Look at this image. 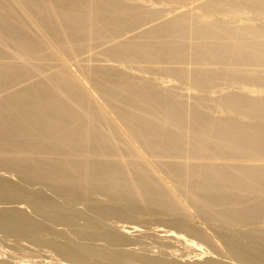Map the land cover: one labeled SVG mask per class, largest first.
<instances>
[{
	"label": "bare ground",
	"instance_id": "1",
	"mask_svg": "<svg viewBox=\"0 0 264 264\" xmlns=\"http://www.w3.org/2000/svg\"><path fill=\"white\" fill-rule=\"evenodd\" d=\"M1 170L0 264H264V0H0Z\"/></svg>",
	"mask_w": 264,
	"mask_h": 264
},
{
	"label": "rangeland",
	"instance_id": "2",
	"mask_svg": "<svg viewBox=\"0 0 264 264\" xmlns=\"http://www.w3.org/2000/svg\"><path fill=\"white\" fill-rule=\"evenodd\" d=\"M158 5H159V4H158ZM165 6H166V5H165ZM167 6H168V7H167ZM167 6H166L167 8L170 7L169 4H167ZM166 7H164V8H166ZM167 8H166V9H167ZM99 48H100V47H99ZM95 49H96V48H95ZM95 49H93V50L95 51ZM96 51H99L98 48H97ZM89 52L92 53V51H89ZM89 52H87V54H86V53H83L82 55H80V58L86 59V61L88 60V62L91 63V64H99V65H101V63L104 64L103 60H104V58L106 59V57H102L101 55H98V54H99V53H98V54H97L98 57L100 56V57H102L103 59H102V61H101V60H100L101 58L99 59V58L96 56V57H97L96 60L98 61V62H97L96 60H94V58H95L94 55H95L96 53L93 52L94 54L92 53V55H93L94 57H92V56H90L91 54H90ZM88 53H89V54H88ZM107 61H108V58L106 59V61H105L106 63H105V64H108L109 61L112 63V60H109L108 63H107ZM100 62H101V63H100ZM103 64H102V65H103ZM109 64H110V63H109ZM112 64H113V63H112ZM110 65H111V64H110ZM114 66H118V67L120 66V68L122 67L121 65H119V64L116 63V62H114ZM70 68H73L72 70H73L74 72L77 73V70H76V68L74 67V65L71 66ZM132 71H133V72L140 73V72H138V71H134L133 69H132ZM140 74H142V73H140ZM144 74L146 75L147 73L143 72L142 75H144ZM149 74H150L151 76H155L156 78H158L159 75H160V78L162 77V79H163V78L166 79V78H165L166 76L161 75V74H159V73H158L159 75H158L157 73H155V72H154L153 74H156V75H153V74H151V73H149ZM147 75H148V74H147ZM150 75H148V76H150ZM157 75H158V77H157ZM169 79H170V78H169ZM158 80H159V78H158ZM158 80H157V81H158ZM176 82H177V81H176ZM177 83H179V82H177ZM222 83H223V82H222ZM176 85H177V84H176ZM178 85H179V84H178ZM221 85L223 86V84H221ZM181 86L183 87V85H181ZM184 86H185V85H184ZM186 86H187V85H186ZM223 87H226L225 84H224ZM93 94H94V93H93ZM94 96H95V98H97V99H98V97H99V96H97L96 94H94ZM184 98H185V97H184ZM188 98H189V97H188ZM188 98H187V99L185 98V99L188 101ZM190 98H191V97H190ZM190 98H189V101H188V102H191V101L193 100L192 98H191L192 100H190ZM185 99H184V100H185ZM98 100L101 101L100 99H98ZM3 171H4V170H1V171H0L1 174H4ZM5 174H6V172H5ZM5 174H4V176H5ZM1 176L4 177L3 175H1ZM6 177H7V175H6ZM10 178H11V180L14 181V178L16 179L17 177L14 176V177L12 178V176H11ZM17 179H18V178H17ZM17 179L15 180L16 182L19 181V180H17ZM19 182H20V181H19ZM35 186H36V185H35ZM35 186H34V188H35ZM36 187H37V186H36ZM31 188H33V186H31ZM42 189L46 190V186L42 185ZM48 193H49V192H48ZM50 193H51V192H50ZM51 194H52V193H51ZM52 195H53V194H52ZM53 196H54V195H53ZM15 205H16V203H13V204L10 203V204H9L10 207H15ZM115 205H118V204H115ZM24 206H25V205H24ZM26 207H27L28 209H27V208H24V207H23V209L25 210V212H27V213H26L27 215H29L31 218H34L35 220H38V221H41V222H42V219L39 217V215H37V214L35 215V213L33 214L31 208L28 207V206H26ZM188 208H190V209H188ZM188 208H187V209H188V212H189L190 210H192V211H190V213H191L193 216H192L190 213H188V212H187V213L190 215V217L192 216V218L194 219V218H195V215L197 216V214L194 212V210H193L192 207H189V206H188ZM29 209H30V210H29ZM27 210H28L29 212H28ZM186 211H187V210H186ZM144 215H145V214H144ZM147 215H148V214H147ZM147 215H146V218H147V219H146V218L144 219L145 216L143 217V221L145 220L144 222L147 223L146 226H147V225H150V226L153 225V226H154V225H156V224H158V223L160 222L161 224H160V223H159V224H160L161 227H163V228H164V226H165V225H164L165 223H164V221H161V220H163L164 218H168V217H170V216H166V215H165V217H164L163 215H160V214H156V215H155V214H151V215H152V216H151V215L149 214L148 217H150V216L152 217V218L150 217V219H149V218L147 217ZM159 215H160V217H161V220L159 219V218H160ZM157 216H158V218H157ZM153 217L156 218V219H154ZM162 217H164V218L162 219ZM171 217H172V216H171ZM111 219H112V218H111ZM114 219H115V218H114ZM131 220H132V219H131ZM133 220H134V219H133ZM133 220H132V221H133ZM150 220H151V221H150ZM157 220H158V221H157ZM198 220H199V221H198ZM112 221L115 222L116 224H118V223L120 224V223L123 222L124 225H130V224H125V223H128L127 221H119V220H117V219H116V220H112ZM134 221H136V224H139V225H141V226H142V225H143V226L145 225V223H144L143 221H140V220H134ZM152 221H153V222H152ZM194 221H195V222L197 221L196 223H194V224H196L197 226H199V225H198L199 223L202 224L203 228H204L205 225H207V224H204L203 221H201V218L198 217V216H197L196 219H194ZM194 221H193V222H194ZM150 222H151V223H150ZM143 223H144V224H143ZM148 223H149V224H148ZM154 223H155V224H154ZM159 224H158V225H159ZM162 224H163L164 226H163ZM122 225H123V224H122ZM201 228H202V227H201ZM206 228H207V227L205 226V229H206ZM209 229H210V228H209ZM209 229H208V230L206 229V230H207V233H209V235H210V232H211L212 229H211V230H209ZM213 233H214V230H213V232H212L211 234H213ZM214 234H215V233H214ZM146 236H149V235H146ZM146 236L144 235V236H142V237H143V238H146ZM1 237H2V236H1V233H0V238H1ZM142 237H140V238H141L142 240H144V241H148L149 244H150V242H152L151 238H149L150 236H149L148 238H146L147 240L143 239ZM151 237L153 238L154 236H151ZM2 238H3V237H2ZM153 239H155V238H153ZM163 240H165V239H163ZM132 241H133V242H137L136 240H132ZM153 241H154V242H152L150 245H149L147 242H146L147 244H145V242H144V245L140 244L141 249L144 248V247H142V246H145V248H147V247L150 248L151 245L154 244V243H155L154 245H158V248H154V249H153V247H156V246H152V251L155 250V251H153V252H155L156 254H157L158 251H161V250H164V251L166 250L165 253L162 251L164 254H166L167 250L170 251V249H174L173 247H171V248L169 247V246H171V245H170V243H169L170 241H168V240H165V241H162V240H161V241H159V242H158V240H157V242H156L155 240H153ZM161 242H162V243H161ZM165 242H166L167 244H166ZM156 243H157V244H156ZM158 243H159V244H158ZM160 244H163V245L165 244V245H164V247H163V245L159 247ZM168 244H169V245H168ZM141 245H142V246H141ZM166 245H167V246H166ZM219 245H220V244H219ZM165 246H166V247H165ZM32 247H34V249L36 248V250H38V247H35V246H33V245H32ZM168 247H169V248H168ZM174 247L177 249V247H179V246L177 245V246H174ZM203 247H204V245H203ZM205 247H206V246H205ZM160 248H163V249L159 250ZM166 248H167V249H166ZM43 249H44V248H43ZM179 249H180V247H179ZM150 250H151V249H150ZM171 251H172V250H171ZM179 251H180V250H179ZM179 251H178V250L176 251V252H178L177 254H179ZM162 252H161V253H162ZM176 252H175V253H176ZM180 252H181V251H180ZM150 253H152V252H150ZM155 253H152V254H155ZM158 253H159V252H158ZM217 253H219V254H223V252H222V251L220 252V250H218ZM167 254H168V253H167ZM177 254H174V255L176 256ZM167 257L172 258L169 254H168Z\"/></svg>",
	"mask_w": 264,
	"mask_h": 264
}]
</instances>
